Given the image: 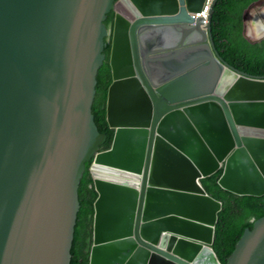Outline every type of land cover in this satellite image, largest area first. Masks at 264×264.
<instances>
[{
    "label": "water",
    "instance_id": "water-1",
    "mask_svg": "<svg viewBox=\"0 0 264 264\" xmlns=\"http://www.w3.org/2000/svg\"><path fill=\"white\" fill-rule=\"evenodd\" d=\"M205 1L0 0V264H72L91 162V264H220L222 205L201 181L223 170L225 191L264 196V78L219 57L216 3L193 17ZM263 3L244 15L252 45ZM110 36L103 152L93 108ZM228 264H264V218Z\"/></svg>",
    "mask_w": 264,
    "mask_h": 264
},
{
    "label": "trees",
    "instance_id": "trees-1",
    "mask_svg": "<svg viewBox=\"0 0 264 264\" xmlns=\"http://www.w3.org/2000/svg\"><path fill=\"white\" fill-rule=\"evenodd\" d=\"M261 1L263 0H217L213 9L212 37L217 54L228 65L249 76L264 78V41L252 45L244 37V15L253 4ZM261 11H264V3L254 7L248 14L246 37L251 41L257 40L248 37V23ZM114 18L115 14L111 13L105 22L110 32ZM111 40L110 36L105 41L106 60L98 77L97 97L93 108L99 131L107 137L103 152L111 149L115 134L107 123L108 91L113 82L110 67ZM92 166L93 162L87 164V172L80 188L81 212L72 250V264H91L96 203L99 199L91 175ZM222 175L223 170L201 183L207 195L222 205L215 228L213 250L220 264H228L246 231H252L256 222L264 218V196H237L225 191L219 185Z\"/></svg>",
    "mask_w": 264,
    "mask_h": 264
},
{
    "label": "bare ground",
    "instance_id": "bare-ground-1",
    "mask_svg": "<svg viewBox=\"0 0 264 264\" xmlns=\"http://www.w3.org/2000/svg\"><path fill=\"white\" fill-rule=\"evenodd\" d=\"M118 12L125 17H129L127 12L119 8ZM248 37H254L256 40L264 38V11L254 15L248 23ZM231 82V78L224 79L223 84L227 85Z\"/></svg>",
    "mask_w": 264,
    "mask_h": 264
},
{
    "label": "built area",
    "instance_id": "built-area-1",
    "mask_svg": "<svg viewBox=\"0 0 264 264\" xmlns=\"http://www.w3.org/2000/svg\"><path fill=\"white\" fill-rule=\"evenodd\" d=\"M216 2H217V0H206L205 4L203 6L202 12L200 14L193 15V17L196 20L202 19L207 23L208 19L210 17V13L212 11V8Z\"/></svg>",
    "mask_w": 264,
    "mask_h": 264
},
{
    "label": "flooded vegetation",
    "instance_id": "flooded-vegetation-1",
    "mask_svg": "<svg viewBox=\"0 0 264 264\" xmlns=\"http://www.w3.org/2000/svg\"><path fill=\"white\" fill-rule=\"evenodd\" d=\"M93 165H94V163H93ZM92 168H93V166H92ZM92 168H91V175H92V172H93ZM92 177H93V176H92Z\"/></svg>",
    "mask_w": 264,
    "mask_h": 264
}]
</instances>
